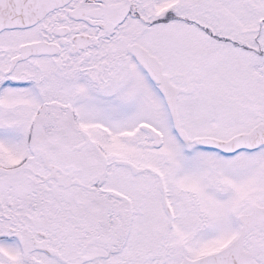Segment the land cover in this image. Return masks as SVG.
<instances>
[{"label":"snow or ice","instance_id":"obj_1","mask_svg":"<svg viewBox=\"0 0 264 264\" xmlns=\"http://www.w3.org/2000/svg\"><path fill=\"white\" fill-rule=\"evenodd\" d=\"M0 264H264V0H0Z\"/></svg>","mask_w":264,"mask_h":264}]
</instances>
